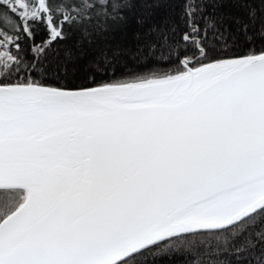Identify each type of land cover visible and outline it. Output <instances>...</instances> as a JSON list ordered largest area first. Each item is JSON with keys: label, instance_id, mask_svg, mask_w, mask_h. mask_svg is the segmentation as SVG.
<instances>
[{"label": "snow or ice", "instance_id": "6c2138e0", "mask_svg": "<svg viewBox=\"0 0 264 264\" xmlns=\"http://www.w3.org/2000/svg\"><path fill=\"white\" fill-rule=\"evenodd\" d=\"M219 2L176 39L149 0H0V264H264V46Z\"/></svg>", "mask_w": 264, "mask_h": 264}, {"label": "trees", "instance_id": "16d2710c", "mask_svg": "<svg viewBox=\"0 0 264 264\" xmlns=\"http://www.w3.org/2000/svg\"><path fill=\"white\" fill-rule=\"evenodd\" d=\"M152 3V17L151 22L157 24L158 26L168 30L172 24L176 25V33L171 34L174 35L176 39H179L182 32L185 30L183 21L181 20V14L184 6V0H149ZM141 5L137 4V14ZM251 8L256 9V17L255 22L250 19L249 17V10ZM206 14H213L216 16L223 15L224 17V24L228 25V27L233 31L236 32V29L239 27L234 21L239 19L241 23H248L249 24V34L253 36L252 44L244 42L243 36H240V42L238 46L233 49L229 54H246L254 45L256 50H259L262 46H264V40L261 39L259 35V27L262 22H264V3H261L260 0H220L217 7H213L212 3H208L206 5ZM147 26H145L146 28ZM141 32V40L135 41L133 39V33L135 31ZM145 31L144 28H138L133 22L128 30L127 36H124L121 32L117 31L116 33H112L111 35L114 37L107 41L108 43L116 46L120 44L121 46H128L132 45L135 46L136 43H143L144 37L143 32ZM45 33L41 30L37 36L35 37L36 41L39 42L42 38H44ZM76 37L73 36L72 40ZM149 40H157L155 35L148 37ZM72 40L66 41L65 43H72ZM158 42V41H157ZM98 44L101 46L103 45L104 41H97ZM21 44L27 53L29 48V44L26 40L22 39ZM55 47V46H54ZM85 49L87 51V55L85 56L84 60L80 63L87 68V62L90 59H93L97 54L98 50L95 49V45L92 48H89L87 44H85ZM223 53H221L222 55ZM127 59L126 57H124ZM129 64L133 67H138L140 71H147V70H166L168 67L175 64V60H170L168 62H159L157 60L149 58L145 64L134 65L132 61H129ZM100 77H97V82H100ZM74 83L81 84L84 83L82 78H78ZM91 86V85H86ZM261 223H264L262 221ZM256 228L260 227V224L255 226ZM185 254L182 253H174L169 254L160 258H157L156 264H185ZM149 264H151V258H149Z\"/></svg>", "mask_w": 264, "mask_h": 264}, {"label": "rangeland", "instance_id": "374dc122", "mask_svg": "<svg viewBox=\"0 0 264 264\" xmlns=\"http://www.w3.org/2000/svg\"><path fill=\"white\" fill-rule=\"evenodd\" d=\"M167 70V69H166ZM158 71H165V70H158Z\"/></svg>", "mask_w": 264, "mask_h": 264}]
</instances>
